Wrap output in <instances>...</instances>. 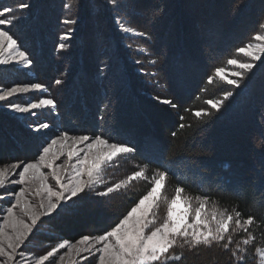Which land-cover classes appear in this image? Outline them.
Segmentation results:
<instances>
[{
	"label": "trees",
	"instance_id": "1",
	"mask_svg": "<svg viewBox=\"0 0 264 264\" xmlns=\"http://www.w3.org/2000/svg\"><path fill=\"white\" fill-rule=\"evenodd\" d=\"M18 1L14 0L16 3ZM20 2L31 5L23 10V19H20H28L27 27L20 29L24 35L21 43L27 46V50L33 48L34 58L37 61L42 59L44 66L47 65L39 70L40 81L48 87L49 96L56 102V107L52 108L55 111L53 113H56L52 114V117L56 116V123H61L70 132L103 135L110 141L124 143L135 149V152L116 161L113 167L105 168L109 186L119 177L126 178L140 167H146L149 177L154 171L167 169V182L171 188L179 183L191 196L206 195L210 204L214 202L219 208H226L230 212L236 208L241 212L242 220L248 215H253L258 222L264 220V134L260 140L257 135L255 142L249 143L251 146L254 144L257 150L250 147L243 152H240V148L229 152L214 151L209 144L214 140L207 135V130H211L215 124L223 127L221 122L224 119L233 121L231 127H237L239 123L246 127V122L251 123L245 108L250 100L255 101L256 86L264 83V62H257L258 66L246 75L238 89L220 81L215 77L214 70L217 67L229 69L231 66L226 65L229 58L247 59L242 54H236L235 49L248 42L255 43L252 37L257 31L264 34V28L259 27L264 22V0H224L223 6H220V0L214 1V4L202 3L200 0ZM65 3L70 7L66 9ZM204 7L209 10L205 15L207 21L200 17L197 26L193 24L195 30L189 32V28L184 26V17L197 12L199 8L202 11ZM42 8L51 14L49 19L46 18V28L53 29L51 24L55 25L54 21L59 20L54 30L62 33L59 27H73L72 40H57L53 36L55 34L46 36L43 21L38 18ZM155 8L161 10L159 13L162 17H166L162 28H169V20L177 22L170 28L180 40L171 41L173 44L170 46L174 48L170 50L173 59L170 69L165 64L169 51L167 47L159 44L160 48H156L152 42L151 48L138 51L137 55L141 57L137 59L119 37L125 32L118 27L121 23L116 26L114 21L120 18L123 24L136 31L149 27L143 32L152 38L157 25L163 20L160 14L156 16ZM65 20H74L75 23L65 24ZM197 27H200L199 31ZM30 36L33 39L30 40ZM55 39L57 45L66 44L56 54L57 57L47 54L48 40L53 42ZM192 41L205 58L202 60L205 62L204 67L197 77L191 78V86L183 88L179 84L176 88L173 86L174 81L168 79V71L176 78L179 76L178 69L184 64V57L187 59L194 55ZM130 54L134 58L130 59ZM209 76L214 77L212 84L208 83ZM57 80L61 83L56 84ZM225 91H232L233 95L224 101L220 110L212 109L205 103L209 99H222ZM164 100L172 101L176 107L163 103ZM131 102L139 105L141 111L135 113V110L129 109ZM201 109L210 114L196 117L195 112ZM181 124L183 128H180ZM24 134L12 136V142L6 136L5 145L13 150L22 148L23 153H33L36 151L32 150L33 141ZM2 156L3 153L0 158ZM114 177L118 178L112 181ZM147 187L143 180L133 181L119 193L88 196L86 205L88 200L106 202L90 212V227L84 225L85 214L83 207H80L84 203H80L85 201V196H81L77 203L64 211L62 217L50 222L53 224L52 229L67 239H74L85 228L102 233L126 213L146 192ZM74 218L75 222L72 220ZM251 230L256 238L252 245L247 246L250 253L256 246L264 244L261 237L264 223L254 224ZM242 235L245 237L246 234L243 232ZM172 251L183 253V259L174 264H234L231 252L217 245H201L192 250L187 246L176 247ZM246 264H257V260L249 258Z\"/></svg>",
	"mask_w": 264,
	"mask_h": 264
},
{
	"label": "snow or ice",
	"instance_id": "2",
	"mask_svg": "<svg viewBox=\"0 0 264 264\" xmlns=\"http://www.w3.org/2000/svg\"><path fill=\"white\" fill-rule=\"evenodd\" d=\"M110 2L115 3V0ZM30 6L28 3L17 5L20 10ZM64 7L67 9L70 5L65 3ZM12 11L8 7L0 9V25H12L20 19L12 16ZM64 23L73 24L75 21L65 20ZM259 27L264 28V22ZM120 28L126 32L134 31L123 23ZM71 31L69 29L65 33V39ZM252 40L256 42H248L235 49L236 54H242L247 59H227L226 65L235 70L217 67L215 77L233 88H240L241 81L258 66L257 62H264V34L257 31ZM58 47L63 49L66 44L61 43ZM12 63L28 66L32 60L22 50L17 38L9 31L0 29V65ZM213 82L214 77L209 76L208 83ZM55 83L60 84L61 81ZM43 88L39 83L3 86L0 87V102L20 113L55 108L56 102L52 98L41 97L26 103L12 102L19 94L42 92ZM232 95V91H225L222 99H209L205 103L218 111ZM162 102L172 104L170 100ZM172 107L176 105L172 104ZM208 114L204 109L195 112L196 117ZM49 127L48 123H41L35 130ZM183 127L181 124L180 128ZM133 152V147L110 141L103 135L76 136L65 131L47 142L35 159L0 166V189H7L9 184L21 185L19 190L7 192V196L14 197V202L0 216V264H51L52 260L56 264H81L82 261L87 264L89 260L95 261V264H174L183 259V253L173 252V249L187 246L192 250L201 245H217L230 251L234 264H246V260L252 257L257 264H264V246H256L251 253L247 247L256 238L252 226L264 223V220L258 222L253 215L242 220L241 212L236 208L230 212L216 204L209 207L208 196L186 195L179 183L169 196L168 170L154 171L149 177L146 167H140L126 178L105 186L104 191L95 193L98 196L119 193L133 181L143 180L148 185L146 192L107 231L91 236L82 235L75 243L63 240L43 255L33 256L19 251L34 234L43 217H51L65 202L79 198L86 191L93 190L95 185L103 183L101 175L105 167ZM61 160L63 163L59 162ZM161 206L164 209L162 216L159 215ZM240 231L246 234L245 237L234 241L233 234ZM261 237L264 239V233H261ZM63 249L67 251L61 254ZM27 257H31V260Z\"/></svg>",
	"mask_w": 264,
	"mask_h": 264
},
{
	"label": "rangeland",
	"instance_id": "3",
	"mask_svg": "<svg viewBox=\"0 0 264 264\" xmlns=\"http://www.w3.org/2000/svg\"><path fill=\"white\" fill-rule=\"evenodd\" d=\"M19 1H23V0H19ZM18 1V2H19ZM202 3H207L209 2V4L213 3L214 1H210V0H200ZM221 4L220 6H223L222 3H224V0H220ZM227 1V0H226ZM17 2V3H18ZM43 2V1H42ZM16 2H14V0H0V9H3L4 7H8L10 9H13V11L11 12L12 16L15 17H19L20 19H23V17H21L24 13L23 10L18 9ZM22 3V2H20ZM45 3V1H44ZM19 4V3H18ZM200 4H197V6ZM45 6V4H44ZM145 6V5H144ZM142 5V7H144ZM196 6V7H197ZM47 10L42 8L41 11V15L38 16V18L43 21L42 25L45 27L44 33L46 34V36L50 37L51 34H55L53 36L56 37V39L58 40V38H60L62 41L68 42L69 40H72V36H73V32H74V28H61L62 33H59L58 31L54 30L57 28V24L60 22L59 20L54 21L55 25H52V28H46V26L48 25L46 22V18L49 19V12H46ZM161 11V10H160ZM158 10V8H155V13L156 16H160L162 17V14L159 13L160 12ZM215 11V9H214ZM209 13L208 7H204L203 10L201 11V8L197 9V12L195 13H190L189 15H186L184 17V26L189 28V32L191 30H195L194 26H197L196 23H198V21H200V17L204 18L205 21H207V19L205 18V15ZM214 13V12H213ZM224 13V12H223ZM160 14V15H158ZM225 14V13H224ZM31 17V15H29ZM218 18V16H216ZM225 17H228V15H226ZM7 18V16L5 17ZM148 18V17H147ZM163 20L161 21L160 25H157L158 28L156 29V33L154 37H147L148 35L143 32L145 30H147L146 28L149 27H142V31L139 30H134L132 32H124V34H119V37L121 40L126 42L127 47L129 48L130 52L133 53L134 55H136V58H140L141 55H137L138 51L140 49L143 50H147V48H151V43L153 42V46H155L156 48H160L159 44H162L163 47H167L168 48V52H167V58H166V66L168 69H170V64L173 62V59H171L170 56V50H172V44L171 41H175V42H179L180 40L178 39V37L175 36V33L173 32V30L170 28L174 27L177 22L176 21H168V25L169 28H162V23H164L166 21V17L163 15ZM18 19L17 21H15L12 25H0V29H4L9 31L15 38L18 39L22 50H25L28 54H29V58L32 60V64L25 66L23 64H17V63H12L9 65H0V87L3 86H12L13 84H32V83H39L42 84L44 86L43 91L42 92H37V91H30L29 93H25V94H19L18 97L13 98L12 102H19V103H26V102H31L32 100H37L41 97L43 98H51L49 96V92H48V87L46 85H44V83H42V81H40V73L39 70L40 69H44L46 68V64L44 66V62L43 60H38L34 58V55H32L33 53V48L30 50H27V46L22 42V38L24 37V35L22 34V32H20V29L22 28H26L27 27V20H20ZM25 19V18H24ZM33 20L38 21L37 18H33ZM59 21V22H58ZM116 22V26L118 23H123L121 21L120 18H116L114 20ZM224 22H225V18H224ZM140 25V23H138ZM194 24V26H193ZM125 25V24H124ZM126 27H129L127 25H125ZM119 29L120 26L118 25ZM130 28H132L130 26ZM72 29L71 33L68 34L67 39L64 38L65 33H68V30ZM144 29V30H143ZM197 31L200 30V27L196 28ZM227 31V30H224ZM142 34H145L146 36H143ZM122 35V37H121ZM72 38V39H71ZM33 39V36H30V40ZM51 39V38H49ZM55 41L50 42L48 40V48L47 49V54L49 55H54V56H58L56 54H59L60 49L57 45L58 43ZM204 38L202 37V40ZM56 42V43H55ZM55 43V45H54ZM171 45V46H170ZM191 45L193 46V50H194V55H192L191 57H188L187 59L184 57L185 62L184 64L181 66V69H178V72L180 73L179 76L176 78L175 75H173L171 72L168 71V79H170L171 81H174V85L176 86V88L179 86L181 87H185L188 88L189 86H191V78H195L197 77L198 73L203 69L204 67V63L202 62V60L204 61V57L201 56V52H199L200 48L197 49L196 46L194 45L193 41L191 43ZM62 50V49H61ZM151 52V51H150ZM32 55V58H31ZM200 55V56H199ZM130 59L134 58V56H132L130 54ZM57 62H59L58 60H56ZM131 62L134 60H130ZM175 61V60H174ZM180 61V60H179ZM50 62V61H49ZM173 65V63H172ZM177 67H180L177 65ZM226 70H235L232 66ZM255 101L250 100L249 103L247 104L246 108H245V113L247 114V117L250 120V124L248 122H246V124H248L246 127L242 124L239 123V126H230L231 124H234L232 120H227L224 119L222 123V126L220 128L221 125L219 124H215L211 130H207V135H210L211 140L214 141H210V146L211 149H213L214 151H235L237 149L240 148V152H243L244 150L247 151V148L250 149V147H252V149L257 150V148L255 147V145L253 144L251 146V144H249L250 142H255L254 140H256V136L258 137V140H260L261 135L264 134V83L263 84H258L256 86V91H255ZM128 108H132L131 110H135V113H137V111H141V108L139 107V105L137 106L135 103L132 104V102L130 103V106H128ZM55 111L52 110V108H44V109H37V110H33V112L30 113H20V112H16L13 111L9 108H7L4 105V102H0V154L3 153V156L0 158V166H3L5 164H10L12 162H16V161H23V162H28L30 160L35 159L38 155H39V150L47 143L50 142V140L52 138H54L56 135H59L61 132H68L70 135H89L90 137H94L96 134H89L86 132H70L68 129L64 128L62 126L61 123L57 124L55 120H57L54 116L52 117V114H56L53 113ZM54 118V119H53ZM235 120V119H234ZM59 121V120H58ZM41 123H48L50 125L49 128L47 129H41L39 131H36L35 128L37 125L41 124ZM245 123V122H244ZM11 126L13 127V129H11ZM252 126V129L249 130V128ZM244 128V129H243ZM221 129V130H219ZM262 130V132L260 133V131ZM2 132L5 134V136L2 134ZM22 133H25V137L29 136L31 137V140L33 141V148L32 150L34 151V149H36V151H34L33 153L29 152V153H23L21 152L23 149H15L13 150L12 148H9L5 145L4 140L6 139V136L11 138V142L13 140V137L17 134V135H21ZM27 134V135H26ZM19 135V136H20ZM98 135V134H97ZM13 136V137H12ZM24 137V136H23ZM24 137V138H25ZM209 139V140H210ZM257 140V141H258ZM14 141V140H13ZM9 142H7L8 144ZM5 148V149H4ZM251 149V150H252ZM26 150V148H25ZM251 153V152H250ZM258 154V153H257ZM264 155V153H263ZM262 155V156H263ZM264 157V156H263ZM60 163H63V160L59 161ZM115 163V162H114ZM114 163L109 165V167H113ZM140 166V165H139ZM107 167V166H106ZM105 167V168H106ZM105 171V169H104ZM104 171L101 175V179L103 181V183L101 184H97L95 185L93 190H89L86 191L85 193L81 194L79 196V198H73L72 201L69 202H65L63 204V206H61L58 211L53 214L51 217H43L41 222L39 223L37 229L35 230L34 234L31 236V238L29 239V241L26 243V245L22 246V248L19 251L24 252L25 254L31 253L33 256H38V255H43L44 253H46L47 251L50 250L51 247L56 246L58 243L62 242L63 240H69L72 243H75V241L77 239L80 238V236L82 235H97V234H102V233H97L95 231V229L93 230H88L87 228L82 229L81 233L79 235L76 234V237L74 239H67L65 238L62 234H57L55 231H53V227H52V223L50 224V222H54L55 219H57L58 217H62V215H64V211L73 203H77L80 199L81 196H85L84 199L85 201L80 203L83 204L80 207H83V214H85L83 217H85V221L88 223L86 224V222L84 223V225L90 227V222L92 219H90V212H92V210L99 206V205H103L106 204V202H101V201H96V200H88L86 205V200L88 198V196H94L96 195V192H101L104 191L105 186H109L108 183V178L106 176V174H104ZM16 179H18V177H15ZM118 177H114L112 179V181H115V179ZM121 179H124L122 177H119V179L116 180L119 181ZM54 183V182H52ZM21 187V185L18 184H9V186L7 187V189H0V216L3 215V210H5L7 207L11 206V203L14 202V197L11 196H7V192H14L19 190V188ZM174 187L171 188V185H169V183L167 182V194L169 196H171L174 193ZM186 195H189L185 192ZM87 196V197H86ZM191 196V195H190ZM196 197V196H193ZM34 203L36 202L35 200L33 201ZM114 202V201H113ZM107 203L109 204V201H107ZM78 204V205H80ZM194 207L196 206L195 201H193ZM213 204H215L214 202H212L211 204L208 203V206L211 207ZM77 206V205H76ZM89 211H88V209ZM163 206H161L159 215L162 216L163 215ZM82 217V220H83ZM73 221L75 220L72 219ZM75 222V221H74ZM118 222V220L116 221ZM83 223V222H82ZM88 230V232H87ZM108 229H106L105 231H107ZM243 231H240L238 233H234L233 234V238H237L238 240H240L241 238H243L244 235ZM236 241V240H235ZM259 246H264V244L259 245ZM67 249H63L61 250V254H63L64 252H66ZM29 260H31V257H27ZM58 259V257H57ZM51 264H56L55 260L51 261ZM81 264H85V262H81ZM87 264H95V261L89 260L87 262Z\"/></svg>",
	"mask_w": 264,
	"mask_h": 264
}]
</instances>
